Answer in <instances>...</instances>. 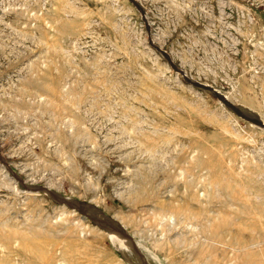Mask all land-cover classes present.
<instances>
[{"label": "rangeland", "instance_id": "1", "mask_svg": "<svg viewBox=\"0 0 264 264\" xmlns=\"http://www.w3.org/2000/svg\"><path fill=\"white\" fill-rule=\"evenodd\" d=\"M186 79L264 123V0H0V264H264V127Z\"/></svg>", "mask_w": 264, "mask_h": 264}, {"label": "water", "instance_id": "2", "mask_svg": "<svg viewBox=\"0 0 264 264\" xmlns=\"http://www.w3.org/2000/svg\"><path fill=\"white\" fill-rule=\"evenodd\" d=\"M186 81L192 85H194L195 87L201 89V90H205L209 93H211L213 96L217 97L219 100H221L223 103L226 104V106L233 112L235 113L237 116L241 117L242 119L249 121L253 124H256L258 126L264 127V123L263 121H261L259 118L255 117L252 113L247 112L244 109H240L236 106H234L232 103L228 102L225 97L221 94H219L217 91H215L214 89H211L209 86L206 85H202L201 83H198L196 81H193L191 79H186ZM118 231V230H117Z\"/></svg>", "mask_w": 264, "mask_h": 264}, {"label": "bare ground", "instance_id": "3", "mask_svg": "<svg viewBox=\"0 0 264 264\" xmlns=\"http://www.w3.org/2000/svg\"><path fill=\"white\" fill-rule=\"evenodd\" d=\"M228 98V97H227Z\"/></svg>", "mask_w": 264, "mask_h": 264}]
</instances>
